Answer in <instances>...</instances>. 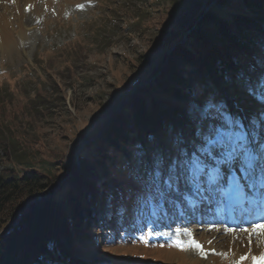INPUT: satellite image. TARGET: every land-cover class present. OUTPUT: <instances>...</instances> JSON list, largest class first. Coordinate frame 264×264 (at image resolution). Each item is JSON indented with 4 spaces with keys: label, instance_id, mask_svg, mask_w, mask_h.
<instances>
[{
    "label": "rangeland",
    "instance_id": "rangeland-1",
    "mask_svg": "<svg viewBox=\"0 0 264 264\" xmlns=\"http://www.w3.org/2000/svg\"><path fill=\"white\" fill-rule=\"evenodd\" d=\"M182 1L0 0V177L22 176L31 165L44 174L50 169L58 176L55 188L61 185L69 152L95 141L119 102L143 84L153 86L173 57L178 44H169L165 36ZM198 1L203 13L208 8L225 12L235 4L231 0L221 8L217 0ZM241 59L249 64L247 56ZM252 67L250 85L239 82L230 93L217 80L226 106L242 122L245 145L221 122L205 124L206 136L211 132L218 141L208 156L202 152L206 138L198 137L193 124L179 123L175 131L184 129V149L174 158L170 153L157 167L159 175L146 170L145 197L136 201L132 214L139 227L129 225L123 238L93 230L94 242L84 244L78 255L84 264H256V246L264 240L259 225L264 220L259 219L264 215V65ZM157 91L175 106L162 89ZM249 117L259 122L257 128ZM119 147L129 159L128 149ZM177 157L198 159L203 170L183 171L177 180L170 169ZM230 185L252 210L227 212Z\"/></svg>",
    "mask_w": 264,
    "mask_h": 264
},
{
    "label": "trees",
    "instance_id": "trees-1",
    "mask_svg": "<svg viewBox=\"0 0 264 264\" xmlns=\"http://www.w3.org/2000/svg\"><path fill=\"white\" fill-rule=\"evenodd\" d=\"M230 1L216 3L225 8ZM182 2L172 15L174 28L165 36L169 44H178L173 57L153 86L143 84L119 102L95 141L69 152L62 161L61 170L68 173L61 185L55 188L58 176L50 169L44 174L31 165L22 176L0 177V231L14 223L0 234V264H84L78 255L84 244L94 242L93 230L107 229L123 238L129 225L139 227L132 214L136 201L145 197L146 170L158 172L170 153L174 158L183 150L184 129L175 131L182 121L200 130L201 140L206 137L203 125L217 121L236 125L227 130L239 141L246 139L217 80L230 93L239 82L250 85L252 66L264 65V0H233L225 12L208 8L205 13L199 12L198 0ZM249 123L258 124L252 117ZM189 144L196 146L193 140ZM120 145L128 149L129 159Z\"/></svg>",
    "mask_w": 264,
    "mask_h": 264
},
{
    "label": "snow or ice",
    "instance_id": "snow-or-ice-1",
    "mask_svg": "<svg viewBox=\"0 0 264 264\" xmlns=\"http://www.w3.org/2000/svg\"><path fill=\"white\" fill-rule=\"evenodd\" d=\"M216 143H218V141L214 140L213 134L211 132H209L206 136L205 143L202 147L203 154L211 156L212 152H213L214 145ZM236 152H237V149L232 148L231 153L233 155V158H235ZM178 167L181 170L180 172L177 171ZM170 169L176 175V179L179 180L181 178V175L183 174V171L192 172V171H195L197 169L202 171L203 165H202V162L198 159L197 160L189 159L185 162L173 161L172 164L170 165ZM157 175H159L158 172H157ZM169 179H171V177ZM190 246L194 247L195 249H197L199 251H202V246L195 241H191ZM176 247H178L181 250H185L184 245L179 243V242H177ZM241 259H244V258L242 257Z\"/></svg>",
    "mask_w": 264,
    "mask_h": 264
},
{
    "label": "bare ground",
    "instance_id": "bare-ground-1",
    "mask_svg": "<svg viewBox=\"0 0 264 264\" xmlns=\"http://www.w3.org/2000/svg\"><path fill=\"white\" fill-rule=\"evenodd\" d=\"M230 189L227 191V196L225 197V207H226V209L227 210H229V206L231 205V204H228V202H229V200H231V198H232V192H233V190H235V188L234 187H232V186H230L229 187ZM236 198L238 199V201H241V198H240V196L238 195V196H236ZM228 204V205H227ZM250 207V206H249ZM251 208V207H250ZM256 211V209H254V212ZM234 216V215H233ZM264 217V215L262 216V218H260V219H264L263 218ZM232 218V217H231ZM259 225H261V230L264 232V220H260V223H259ZM259 235V234H258ZM262 238L264 237V233H263V235L261 236ZM255 247V246H254ZM256 249H257V252H256V254H257V256H256V258H255V262H256V264H264V240H263V243L261 244V246H260V248H258L257 246H256ZM255 251V250H254ZM255 253V252H254Z\"/></svg>",
    "mask_w": 264,
    "mask_h": 264
},
{
    "label": "water",
    "instance_id": "water-1",
    "mask_svg": "<svg viewBox=\"0 0 264 264\" xmlns=\"http://www.w3.org/2000/svg\"><path fill=\"white\" fill-rule=\"evenodd\" d=\"M183 40H184V38H183ZM13 224H14V223H12L10 226H12ZM10 226H9L7 229L2 230L1 233H4V232H6L7 230H9Z\"/></svg>",
    "mask_w": 264,
    "mask_h": 264
}]
</instances>
